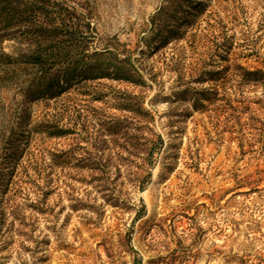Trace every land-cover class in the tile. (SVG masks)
<instances>
[{
    "label": "rangeland",
    "instance_id": "374dc122",
    "mask_svg": "<svg viewBox=\"0 0 264 264\" xmlns=\"http://www.w3.org/2000/svg\"><path fill=\"white\" fill-rule=\"evenodd\" d=\"M0 264H264V0H0Z\"/></svg>",
    "mask_w": 264,
    "mask_h": 264
}]
</instances>
